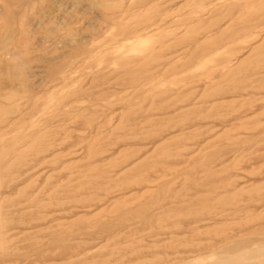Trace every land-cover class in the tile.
Returning <instances> with one entry per match:
<instances>
[{
    "label": "rangeland",
    "instance_id": "obj_1",
    "mask_svg": "<svg viewBox=\"0 0 264 264\" xmlns=\"http://www.w3.org/2000/svg\"><path fill=\"white\" fill-rule=\"evenodd\" d=\"M263 250L264 0H0V264Z\"/></svg>",
    "mask_w": 264,
    "mask_h": 264
},
{
    "label": "bare ground",
    "instance_id": "obj_2",
    "mask_svg": "<svg viewBox=\"0 0 264 264\" xmlns=\"http://www.w3.org/2000/svg\"><path fill=\"white\" fill-rule=\"evenodd\" d=\"M262 249V248H261ZM264 251V250H263ZM262 253V252H261Z\"/></svg>",
    "mask_w": 264,
    "mask_h": 264
}]
</instances>
